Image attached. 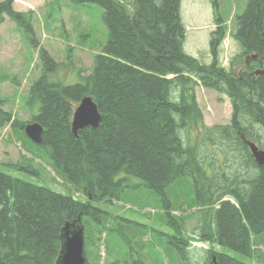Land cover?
Masks as SVG:
<instances>
[{"label": "trees", "instance_id": "1", "mask_svg": "<svg viewBox=\"0 0 264 264\" xmlns=\"http://www.w3.org/2000/svg\"><path fill=\"white\" fill-rule=\"evenodd\" d=\"M14 1H0V25L5 17L11 19L38 50L41 71L29 86L27 103L38 104L39 113L30 122H21L0 99V131L9 127L10 138L20 142L21 136L26 137L25 126L38 123L43 131L35 145L44 151L49 168L86 201L0 169V264H55L66 224L79 221L85 229V218L100 224L103 212L92 201H119L125 190L140 186L161 196L167 223L176 225L165 188L185 176L192 179L196 201L210 219L207 232L203 225L198 229L201 241L251 258L256 249L253 236L264 233V168L256 165L247 145L264 150V75H255L264 67V0H247L237 16L232 38L240 52L227 67L220 63L226 30L217 13L218 0H207L215 15L208 64L184 50L181 0H161L159 5L134 0L131 7L117 0H71L99 5L108 30L91 72L82 75L75 69L80 82L72 85L52 80L58 63L36 41L33 13L14 11ZM6 79L0 75V82ZM198 87L228 98L229 124H204ZM85 97L95 102L101 122L75 135L73 112ZM16 129L22 132L17 137ZM209 148L214 160L206 171L201 153ZM1 167L37 174L29 165ZM180 243L181 255L188 261L187 242ZM86 244L84 238V264H93L86 256ZM129 264L147 263L138 257ZM201 264L252 263L209 248L204 249Z\"/></svg>", "mask_w": 264, "mask_h": 264}, {"label": "rangeland", "instance_id": "2", "mask_svg": "<svg viewBox=\"0 0 264 264\" xmlns=\"http://www.w3.org/2000/svg\"><path fill=\"white\" fill-rule=\"evenodd\" d=\"M117 1L128 7L134 2ZM199 1L207 5L209 10L182 0L180 15L187 27L185 49L198 53L202 62L208 49V37L215 28L210 27L213 23L210 3L207 0ZM153 2L159 5L161 0ZM246 4L247 0H218L217 13L223 18L226 30L225 39L220 46V63L224 64V67H227L235 52L240 51L238 44L232 40V33L236 18L242 14ZM13 10L33 13L32 26L36 41L58 63L53 81L72 85L80 82L75 69L81 70L82 75L91 72L94 55L102 51L108 40V30L102 21L103 9L99 5L76 4L71 0H18ZM195 14L198 16L196 20ZM224 57L227 58L226 64ZM40 71L38 50L24 30L5 17L0 25V75L7 76L8 79L0 82V99L6 101L3 108L21 122H30L31 117L39 113L38 104L28 105L27 95L29 86L37 80ZM197 90V103L204 124H229L232 109L228 98ZM21 133L19 129L14 131L16 137ZM10 137L9 127L0 131V164L29 165L37 174L8 167H1V170L54 192L86 201L85 197L75 193L66 182L56 177L49 168L47 157L41 148L25 136L20 137V142ZM194 140L195 136H192V141ZM202 151L201 158H205L203 166L208 171V166L214 160L211 156L212 148ZM219 156L222 159L221 155ZM216 160L223 169L224 166L217 156ZM165 198L176 225L167 223L161 196L144 186L136 190H125L119 201H92V206L103 212V219L100 224L94 223L90 218L84 219L86 256L91 263L129 264L132 259L139 257L147 264H201L204 249L211 248L243 262L264 264V233L253 236L256 249L251 258H243L225 247L201 241L198 229L203 225L204 232H207L210 219L206 215V208L196 201L190 177H180L165 188ZM181 240L187 242L188 261L181 255L184 248Z\"/></svg>", "mask_w": 264, "mask_h": 264}, {"label": "water", "instance_id": "3", "mask_svg": "<svg viewBox=\"0 0 264 264\" xmlns=\"http://www.w3.org/2000/svg\"><path fill=\"white\" fill-rule=\"evenodd\" d=\"M255 75H264L263 69L256 71ZM101 116L95 102L90 97L81 99L75 108L72 117V131L76 135L77 131L91 127L93 129L100 125ZM42 127L38 123H31L25 126L26 137L34 144L41 142ZM250 153L258 167L264 168V150H259L254 144L247 143ZM83 227L79 221L66 224L60 235L61 249L55 264H84V234Z\"/></svg>", "mask_w": 264, "mask_h": 264}, {"label": "crops", "instance_id": "4", "mask_svg": "<svg viewBox=\"0 0 264 264\" xmlns=\"http://www.w3.org/2000/svg\"><path fill=\"white\" fill-rule=\"evenodd\" d=\"M187 1H190L191 3H194V4H198V5H200V6H202V7H204L205 9L207 8V10H209L208 9V7H207V5H205L202 1H199V0H187ZM18 2V0H15L14 1V4H13V6H16V3ZM181 2H182V0H181ZM209 2V1H208ZM210 3V2H209ZM208 3V4H209ZM210 5V15H211V17H212V19H213V23H212V25L210 26L211 27V29H214L215 28V24H214V11H213V8H212V5H211V3L209 4ZM196 19H198V16H197V14H195V20ZM182 20V19H181ZM182 22H183V20H182ZM183 25H184V27H185V30H186V37H187V27L185 26V24H184V22H183ZM193 28H195V26L193 27ZM211 34V33H210ZM186 37H185V45H186ZM234 41V40H233ZM209 42H210V36L208 37V49H207V51H206V56H205V60H203L202 62L203 63H205V64H208V63H210V55H209ZM234 43V42H233ZM236 43V42H235ZM185 45H184V50H185V52L188 54V55H190V56H192V57H194V58H196L198 61H200L199 60V54L197 53H194V52H191V51H186V49H185ZM236 45H237V43H236ZM239 48V47H238ZM238 51H236L235 53H237ZM224 65V64H223ZM198 90L200 89V90H204V91H208V92H210V93H213L212 91H209V90H205V89H203V88H197ZM196 89V90H197ZM197 90V91H198ZM214 95H216L215 93H213Z\"/></svg>", "mask_w": 264, "mask_h": 264}, {"label": "bare ground", "instance_id": "5", "mask_svg": "<svg viewBox=\"0 0 264 264\" xmlns=\"http://www.w3.org/2000/svg\"><path fill=\"white\" fill-rule=\"evenodd\" d=\"M229 159V158H228ZM235 169V168H234ZM241 171H242V169H241Z\"/></svg>", "mask_w": 264, "mask_h": 264}]
</instances>
